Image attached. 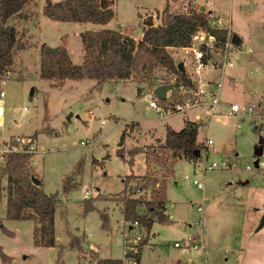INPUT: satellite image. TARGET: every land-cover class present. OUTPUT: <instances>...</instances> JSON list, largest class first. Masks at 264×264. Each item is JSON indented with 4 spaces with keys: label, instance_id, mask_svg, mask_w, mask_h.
Here are the masks:
<instances>
[{
    "label": "rangeland",
    "instance_id": "374dc122",
    "mask_svg": "<svg viewBox=\"0 0 264 264\" xmlns=\"http://www.w3.org/2000/svg\"><path fill=\"white\" fill-rule=\"evenodd\" d=\"M57 1L35 0L26 10L31 17L8 21L24 49L16 52L14 66L0 84V157L18 148L14 138L25 141L34 137L33 173L43 192L58 201L54 214L58 247L34 246L32 221L7 220L3 193L0 219L12 235L0 229V247L9 258L0 264H96L99 259L123 258V240L133 239L138 231L128 230L122 206L114 198L129 174L162 175L152 157L148 167L142 154L133 157L131 167L127 160L133 146L151 145L161 152L166 126L182 128L183 115L158 114L149 107L159 78H173L156 71L150 86L131 80L96 85L88 79L55 85L39 78L40 53L42 47L63 40L72 63L81 64L79 33L115 30L139 40L146 23L163 26L167 13L186 12L188 5L211 11L209 25L226 29L240 43L229 48L232 67L225 69L221 80L220 70L211 67L212 61L203 69L204 79L221 81L220 109L212 115L208 112L205 122L198 124L197 142L211 140L212 146L207 151L202 148L195 161L171 162V174L165 182L170 222L153 224L147 242V236L141 234L138 264H264V226L257 229L264 213V168L254 167L255 161L264 164V144L261 156H254L259 140L264 142V0H115L114 16L105 25L48 20L42 8ZM170 53L175 64L183 58L187 61L182 49ZM185 70L190 77L189 65ZM232 103L253 112L228 116L225 109ZM260 122L262 128L255 131ZM220 161L233 166L206 170ZM193 180L204 183V188L197 189ZM245 181L248 183L243 185ZM85 192L90 195L85 196ZM86 200L94 207L90 212L84 211ZM103 210L109 220L107 231L101 227L99 213ZM187 238L196 241L199 248L173 247L174 242Z\"/></svg>",
    "mask_w": 264,
    "mask_h": 264
},
{
    "label": "trees",
    "instance_id": "16d2710c",
    "mask_svg": "<svg viewBox=\"0 0 264 264\" xmlns=\"http://www.w3.org/2000/svg\"><path fill=\"white\" fill-rule=\"evenodd\" d=\"M115 0H60L43 6L42 15L48 20L61 23H92L107 24L114 16L112 6ZM35 5V0H0V84L10 72L15 62L16 52L24 49L13 26L8 24L10 19L21 17L28 19L27 8ZM209 12L193 9L189 5L186 12L167 13L163 26H144L139 40H134L115 30L83 31L79 33L82 62L74 64L70 60L65 44L61 40L54 54L42 51L39 58V78L60 85L64 80L88 79L99 85L105 81H126L143 83L150 86L155 72L171 76L168 81L159 78L158 85L170 84V95L159 104L169 102L175 97V88L179 85L193 87L186 72L179 73L171 56V50L190 47L192 37L198 31H203L215 38L212 48L222 49L229 32L226 29L211 27L208 22ZM231 35V34H230ZM205 51V50H204ZM208 53L203 63L208 60ZM153 98H155L152 95ZM199 125L185 118L179 130L166 126L165 136L160 144L161 152L155 146H133L129 151L128 165H133V157L137 154L144 156L146 167L150 157L162 171L160 178L152 174L136 176L127 175L122 179L123 188L115 195V202L122 206L121 214L124 222L130 226L137 224L147 236L153 224L169 223L166 214L165 182L171 174V162L176 159L195 161L200 158L203 148L197 142ZM255 131L260 130L258 127ZM29 143H34V137H28ZM124 132L120 135L118 150L122 152ZM199 156L195 157V151ZM33 153L11 150L1 155L0 163V200L5 195V218L13 221L33 222V245L40 248L58 247L54 234V214L57 199L47 195L42 190L39 178L35 176L31 166ZM32 177L40 181L36 186ZM5 180V185L2 181ZM145 195V197L143 196ZM94 207L91 201H84V211L90 212ZM101 227L109 229L107 213H100ZM133 228V227H132ZM0 229L6 235H12L5 229L0 219ZM76 244L79 245L76 240ZM145 244V243H144ZM142 243V246L144 245ZM71 245H73L71 243ZM141 246V247H142ZM61 251V249H59ZM0 260L7 263L9 258L3 254L0 247ZM137 261L139 258L137 256ZM96 264H123L122 259H99Z\"/></svg>",
    "mask_w": 264,
    "mask_h": 264
},
{
    "label": "built area",
    "instance_id": "2783aa9c",
    "mask_svg": "<svg viewBox=\"0 0 264 264\" xmlns=\"http://www.w3.org/2000/svg\"><path fill=\"white\" fill-rule=\"evenodd\" d=\"M230 39L231 35L229 34L223 48L214 49L212 48V45L216 41L212 35H209L203 31H198L195 33V35L192 37L190 47L181 48L184 54L187 56V61L184 60L183 66L185 67L189 65V68L191 69V76L189 78L193 87L179 85L175 88V97L173 99L169 98V102L167 103L159 104L157 99L152 97V100L149 102V107L154 109L158 114H181L187 119L188 116H192L189 120L197 124H202V122H205V120L209 117L208 112L211 115L216 113L221 107L218 95V90L221 87V81L215 83L211 82L210 79H204L202 77V71L208 65V63L212 61V69H219L221 72L220 80L222 79L225 69L232 67L228 57L229 48L232 46ZM206 53H208L209 58L206 63H203L202 60ZM213 56H218V58H213L214 60H212ZM169 93L165 99L169 97ZM2 96L3 92H0V97ZM225 112L228 116H248L253 111L249 107L238 106L237 104H229L228 107H226ZM261 118L264 119V113ZM13 142L18 145V148L13 147L12 150H19L29 153H33L35 150L33 144L29 145L28 149L23 147L25 144L30 142L29 139H25V141H23V139L20 137H16L13 139ZM82 144L83 143H81V145ZM202 144L204 151H207V149L212 146L211 140H205ZM10 151L11 150L5 153ZM257 165V168H264L263 163H258ZM231 166H233V164L226 161H220L218 163L213 162L206 167V170H212L213 168L230 169ZM246 169L249 170L250 168L247 167ZM192 183L198 189H203V183L197 182L196 180H193ZM89 195V192H85V196ZM197 210L199 211L200 208L198 207ZM132 227L137 229L138 234L133 239L125 238L123 240V264H138L137 256L139 255L140 250L142 230L137 226V224H133L131 228ZM173 247H185L195 250L199 248V245L196 243V241L187 238L175 242Z\"/></svg>",
    "mask_w": 264,
    "mask_h": 264
},
{
    "label": "water",
    "instance_id": "95a60500",
    "mask_svg": "<svg viewBox=\"0 0 264 264\" xmlns=\"http://www.w3.org/2000/svg\"><path fill=\"white\" fill-rule=\"evenodd\" d=\"M199 10L200 11H203L204 9H203V7H201ZM152 25L153 24L151 22H148V23L145 24V26H152ZM230 42H231L232 45L238 46L239 43H240V40L235 35H232L231 36V39H230ZM43 52L45 54H54V53L57 52V47H48V46H46V47H44ZM176 69H177V71L179 73H184L185 72V70L183 68V64L181 62L178 63V64H176ZM171 89H172V86L170 84H168V85H160V86H157L156 88L153 89L152 95L157 100L164 101L165 100V97H166V93L169 92V91H171ZM139 92L140 91L138 90V93ZM263 144H264L263 140H259L258 144L255 146V148H254V156L256 158H258V157L261 156L262 149H263ZM194 155H195V157H198L199 156V151L196 150ZM257 164H258V162L255 161L254 162V167L255 168H257V166H258ZM31 181L36 186L40 185V181L37 178H35V177H32ZM263 226H264V213L260 217V220H259L257 229H260Z\"/></svg>",
    "mask_w": 264,
    "mask_h": 264
},
{
    "label": "crops",
    "instance_id": "0c3cea01",
    "mask_svg": "<svg viewBox=\"0 0 264 264\" xmlns=\"http://www.w3.org/2000/svg\"><path fill=\"white\" fill-rule=\"evenodd\" d=\"M201 8V7H200ZM199 8V9H200ZM204 9V8H203ZM207 12H209L210 13V15H212V12L211 11H207ZM153 24V23H152ZM153 26H154V24H153ZM212 27V26H211ZM216 27V26H215ZM232 36V35H231ZM140 37H141V35H140ZM58 42H57V44L55 43L52 47H58ZM181 50V49H180ZM171 51H173V50H171ZM184 60H185V58H183L182 60H181V63L183 64V62H184ZM207 67V66H206ZM183 68H184V70H185V67L183 66ZM185 72H187L186 70H185ZM203 72V71H202ZM211 82H214V80H211ZM168 94H166V96H167ZM232 104H234V103H232ZM188 119H191V117L190 116H188ZM0 121H1V112H0ZM256 127H258L259 129H261L262 128V123L260 122V124L258 125V126H256ZM177 131V130H176ZM34 144V146H35V142L33 143ZM248 182L247 181H245L244 183H243V185H245V184H247ZM197 188V187H196ZM203 188H204V183H203ZM198 189V188H197ZM199 190H202V189H199ZM263 208H264V206H263ZM126 223V222H125ZM127 225H128V230H130L131 229V226H129V224L127 223ZM178 242V241H177ZM175 243V242H174ZM145 245V244H144ZM143 245V246H144ZM141 249V248H140ZM140 252V251H139ZM138 258H139V255H138Z\"/></svg>",
    "mask_w": 264,
    "mask_h": 264
}]
</instances>
